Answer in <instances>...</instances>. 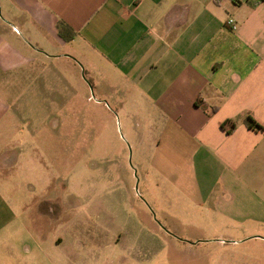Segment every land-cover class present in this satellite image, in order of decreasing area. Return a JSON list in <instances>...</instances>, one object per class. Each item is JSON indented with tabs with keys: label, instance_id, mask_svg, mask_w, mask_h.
<instances>
[{
	"label": "crops",
	"instance_id": "obj_1",
	"mask_svg": "<svg viewBox=\"0 0 264 264\" xmlns=\"http://www.w3.org/2000/svg\"><path fill=\"white\" fill-rule=\"evenodd\" d=\"M75 59L149 130L169 191L264 222V0H0V264H108L85 233L42 230L60 201L44 142L20 134L21 96Z\"/></svg>",
	"mask_w": 264,
	"mask_h": 264
},
{
	"label": "rangeland",
	"instance_id": "obj_2",
	"mask_svg": "<svg viewBox=\"0 0 264 264\" xmlns=\"http://www.w3.org/2000/svg\"><path fill=\"white\" fill-rule=\"evenodd\" d=\"M75 60V68L53 65L63 77L52 78L44 65L42 87L20 98L32 120L20 134L44 142L43 172L51 173L60 201L59 223L42 230L85 233L75 247L102 249L108 264H264V222L227 219L209 202L196 205L169 191L152 167L149 130L121 111L115 96H103Z\"/></svg>",
	"mask_w": 264,
	"mask_h": 264
},
{
	"label": "trees",
	"instance_id": "obj_3",
	"mask_svg": "<svg viewBox=\"0 0 264 264\" xmlns=\"http://www.w3.org/2000/svg\"><path fill=\"white\" fill-rule=\"evenodd\" d=\"M58 28H59L60 35L67 40L72 39L75 35L74 30L69 25L64 23L63 21L58 22ZM247 122L251 128H256V129H262L263 128L262 125H260L252 117H249Z\"/></svg>",
	"mask_w": 264,
	"mask_h": 264
},
{
	"label": "built area",
	"instance_id": "obj_4",
	"mask_svg": "<svg viewBox=\"0 0 264 264\" xmlns=\"http://www.w3.org/2000/svg\"><path fill=\"white\" fill-rule=\"evenodd\" d=\"M229 22L232 23L233 22V19H229Z\"/></svg>",
	"mask_w": 264,
	"mask_h": 264
}]
</instances>
